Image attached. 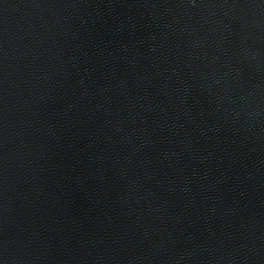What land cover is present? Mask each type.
<instances>
[{"label":"water","instance_id":"water-1","mask_svg":"<svg viewBox=\"0 0 264 264\" xmlns=\"http://www.w3.org/2000/svg\"><path fill=\"white\" fill-rule=\"evenodd\" d=\"M0 264H264V0H0Z\"/></svg>","mask_w":264,"mask_h":264}]
</instances>
